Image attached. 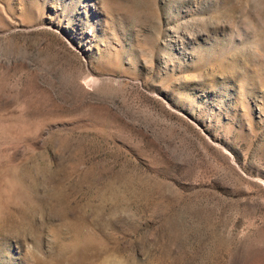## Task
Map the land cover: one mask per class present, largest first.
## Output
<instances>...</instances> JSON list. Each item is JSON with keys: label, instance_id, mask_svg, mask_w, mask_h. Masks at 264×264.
<instances>
[{"label": "rangeland", "instance_id": "rangeland-1", "mask_svg": "<svg viewBox=\"0 0 264 264\" xmlns=\"http://www.w3.org/2000/svg\"><path fill=\"white\" fill-rule=\"evenodd\" d=\"M0 264H264V0H0Z\"/></svg>", "mask_w": 264, "mask_h": 264}]
</instances>
